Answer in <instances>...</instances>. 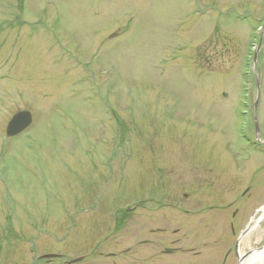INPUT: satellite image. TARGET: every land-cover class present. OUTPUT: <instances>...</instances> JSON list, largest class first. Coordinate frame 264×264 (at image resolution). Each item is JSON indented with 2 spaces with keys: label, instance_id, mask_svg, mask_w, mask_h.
Instances as JSON below:
<instances>
[{
  "label": "rangeland",
  "instance_id": "374dc122",
  "mask_svg": "<svg viewBox=\"0 0 264 264\" xmlns=\"http://www.w3.org/2000/svg\"><path fill=\"white\" fill-rule=\"evenodd\" d=\"M22 110L33 125L8 138ZM255 114L264 134V0H0V264L84 255L114 213L104 203L141 205L148 238L165 189L184 244L215 245L220 218L184 219L181 187L249 180L261 194ZM246 246L264 247V222Z\"/></svg>",
  "mask_w": 264,
  "mask_h": 264
},
{
  "label": "flooded vegetation",
  "instance_id": "af4514ba",
  "mask_svg": "<svg viewBox=\"0 0 264 264\" xmlns=\"http://www.w3.org/2000/svg\"><path fill=\"white\" fill-rule=\"evenodd\" d=\"M256 114L254 117V124ZM254 139L245 137L248 141L247 145L253 147V151L257 154L264 155V134L260 127L259 131L253 135ZM231 157L225 154V161H217L213 158V166L226 165L228 159L238 161L241 159L242 146L239 151L231 152ZM215 170V169H212ZM264 172V164L256 172L260 174ZM216 181V180H215ZM247 184L242 190L235 191L233 182H222L212 184L193 185V188L181 187L184 219L185 215H201L204 212H216L215 218L219 217V234L215 245H209V241L204 239L200 246H186L183 236L179 237L180 229L172 230L173 220L171 218L172 206H177V200H172L170 190L165 189L163 193V202L161 201L148 207L149 216L145 221L146 227H149L151 234L148 238L139 239V210L142 208L139 204L128 206L119 211L118 204L104 203L100 204L104 211L113 210L111 220H103L105 229L102 239L84 255L68 259L67 255L61 253H46L39 257L47 264H243L249 262L255 256V253L264 247L250 250L246 244L255 230L264 222V199L258 207H255L264 196V189L258 194L254 181L242 180ZM188 190V192H186ZM256 196L251 203L252 197ZM178 194V193H176ZM257 198V201H256ZM195 200L190 206L185 207V202ZM212 200L210 204L205 200ZM254 206V207H253ZM99 207V204H97ZM253 209V211H252ZM162 211V214H158ZM252 211V212H251ZM254 212V213H253ZM250 213V218L241 230H238L239 222H243ZM229 218V219H227ZM74 221V220H73ZM72 222V220H71ZM185 226L186 222H185ZM124 233H127L124 236ZM187 237V228H186ZM204 237V236H203ZM133 241L125 249L122 248L123 241ZM188 244V243H187ZM148 246L150 249L141 250L140 247ZM156 248V249H155ZM72 263L75 260H79Z\"/></svg>",
  "mask_w": 264,
  "mask_h": 264
},
{
  "label": "water",
  "instance_id": "95a60500",
  "mask_svg": "<svg viewBox=\"0 0 264 264\" xmlns=\"http://www.w3.org/2000/svg\"><path fill=\"white\" fill-rule=\"evenodd\" d=\"M257 53L255 54V61L257 60ZM33 122V116L31 114V112L29 111H21L18 112L17 114H15L11 120L8 123L7 129H6V133L8 137H15L20 135L21 133H23L25 130H27L31 124ZM257 130L259 129V126L257 125ZM256 253H263L262 250L256 252ZM80 261L79 260H75L72 263H76ZM239 264H243V261H241Z\"/></svg>",
  "mask_w": 264,
  "mask_h": 264
},
{
  "label": "bare ground",
  "instance_id": "6f19581e",
  "mask_svg": "<svg viewBox=\"0 0 264 264\" xmlns=\"http://www.w3.org/2000/svg\"><path fill=\"white\" fill-rule=\"evenodd\" d=\"M246 264H264V254L263 253H255V256H253V259L249 262H246Z\"/></svg>",
  "mask_w": 264,
  "mask_h": 264
}]
</instances>
